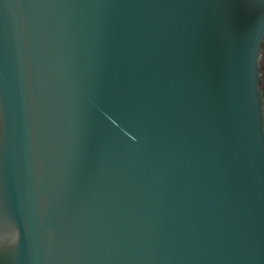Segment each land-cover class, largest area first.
Listing matches in <instances>:
<instances>
[{
	"label": "water",
	"instance_id": "1",
	"mask_svg": "<svg viewBox=\"0 0 264 264\" xmlns=\"http://www.w3.org/2000/svg\"><path fill=\"white\" fill-rule=\"evenodd\" d=\"M264 0H0V264H264Z\"/></svg>",
	"mask_w": 264,
	"mask_h": 264
},
{
	"label": "flooded vegetation",
	"instance_id": "2",
	"mask_svg": "<svg viewBox=\"0 0 264 264\" xmlns=\"http://www.w3.org/2000/svg\"><path fill=\"white\" fill-rule=\"evenodd\" d=\"M260 72H261V78H260V87L263 91L264 95V40L262 43V50H261V57H260Z\"/></svg>",
	"mask_w": 264,
	"mask_h": 264
}]
</instances>
